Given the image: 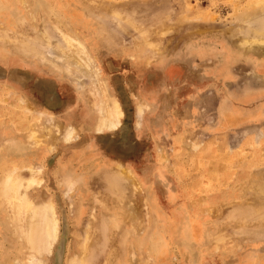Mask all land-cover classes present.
<instances>
[{
  "label": "rangeland",
  "instance_id": "rangeland-1",
  "mask_svg": "<svg viewBox=\"0 0 264 264\" xmlns=\"http://www.w3.org/2000/svg\"><path fill=\"white\" fill-rule=\"evenodd\" d=\"M261 1L0 0V158L40 169L44 264H264ZM101 105L116 128L96 131ZM2 207L0 264H18Z\"/></svg>",
  "mask_w": 264,
  "mask_h": 264
},
{
  "label": "bare ground",
  "instance_id": "bare-ground-1",
  "mask_svg": "<svg viewBox=\"0 0 264 264\" xmlns=\"http://www.w3.org/2000/svg\"><path fill=\"white\" fill-rule=\"evenodd\" d=\"M260 3H261V5H264V0H262ZM130 24L131 23H129V25ZM132 25H133V23H132ZM71 42H72V40H71ZM256 42L259 43V44H264V38L259 39V40L257 39L255 41V43ZM20 43L22 44V41ZM73 47H75V45ZM24 48H25V46H24ZM30 48H33V47L30 46ZM28 50L30 51L29 48H27V51ZM59 51H58V53H59ZM75 51L77 53H79L81 50H79V48H78V50H75ZM54 52H56V50L53 51V57H54V54H56ZM71 52H73V51L71 50ZM61 58H63V57H61ZM67 58H69V57H67ZM76 58H79V57H76ZM76 61H77V59L75 61H73V62H76ZM77 63H79V61ZM89 66H90V68H92V69L94 68L95 69V67H91V65H89V64L87 65V68H89ZM82 68H83V66H82ZM67 72H69V71H67ZM98 89H100L101 92H102L101 85H99V83H98ZM94 91H96V89ZM100 94H104V92L100 93ZM100 97H101L100 98L101 101H103L105 99L104 95H100ZM102 97H104L103 100H102ZM113 103H116V102L114 101ZM113 103H111V104H113ZM104 105L106 106V100L104 102ZM25 107H27V105ZM102 107L103 106L101 105V107H100L101 111L100 110L99 111L102 112V113L100 114V118H99L98 123L96 125V131H101L102 132L105 129L109 130V129H112V128L113 129L116 128L118 124H117V122L115 123V120L113 118L115 116L112 115V111H111L112 109L106 110L105 107L104 108H102ZM118 109H119L118 104H116L115 105V110H117L116 112H118ZM115 114L117 115V113H115ZM120 114H121V112H118V115H120ZM69 129L70 130L65 135V139L66 140L71 139L72 138V134L74 132L73 131L74 128L71 129V127H70ZM45 131H46L45 132L46 135L45 136L43 135L45 137L44 138L45 139L44 143H48V142L52 143V142L55 141L56 136L59 135L58 133L60 132V125H55L53 127L46 128ZM41 132H42V129L40 130V129L31 128L29 130V133H30L29 134V138L34 142V145L36 147H40L42 145V143H43L42 138L39 135V133H41ZM53 145L54 144H52V146L49 145L50 148L54 147ZM3 149L4 150L2 151L1 158H0V161H1V163H0V202L5 207L4 210H5V215H6L5 218L7 219L6 222L8 224H10V226H12L14 228V229H12V231L13 230L15 231L16 237H18L20 239V241L22 242V246H21L22 250L20 249V251H19L20 258H19V263L18 264H44L45 261L43 259V252H46L47 254L50 253L51 249H52V245L56 242V240H57V238L59 236V223H58L59 219H57L55 208H54L53 204L50 201H44L45 202L44 204H36L31 199V196L29 194V189L33 185H37V184H39L41 182V180L38 177V172H40V169L35 167L32 164H29L28 166H23L22 168H20L19 166H17L16 164H13V163H11L12 164V165L10 164L11 167L8 168L7 167V162L11 159V157L14 154L9 152L10 149H9V147L7 145ZM124 171H125V169L124 170L122 169L121 174L127 179L128 176H126L127 174ZM130 177H131V179L133 178L131 175H130ZM128 181H130V180H128ZM129 185H131V184H129ZM136 186H137V183H136ZM133 188H135V187L133 186ZM137 192H139V191L136 190V193ZM4 207H2V209ZM1 222L2 221H0V223ZM60 222H61V219H60ZM4 227H6V226H4ZM13 235H14V233H13ZM87 248H88V246H87ZM87 248H85V252H86ZM63 250H64V248H63ZM82 253H84V252H82ZM89 254L90 253H88V255ZM61 255H62V253H61ZM60 257L63 258V255L60 256ZM86 257H88V256H86ZM86 257L83 255V257H80V259L74 260L73 264H88L86 262V259H87ZM29 261H31V262H29ZM59 261H60V259L58 260V262ZM70 262H71V260L69 261V263Z\"/></svg>",
  "mask_w": 264,
  "mask_h": 264
}]
</instances>
